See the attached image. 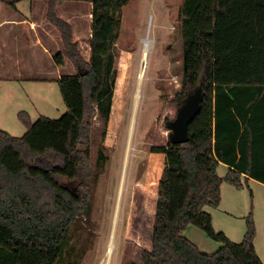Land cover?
Wrapping results in <instances>:
<instances>
[{"label":"trees","instance_id":"16d2710c","mask_svg":"<svg viewBox=\"0 0 264 264\" xmlns=\"http://www.w3.org/2000/svg\"><path fill=\"white\" fill-rule=\"evenodd\" d=\"M50 1L47 20L59 29L77 72L57 80L67 105L60 117L32 121L21 110L22 136L0 128V264H56L75 220L88 219L97 178L91 163L93 123L97 116L106 128L114 103L116 42L122 8L130 0H89L88 59L74 41L72 23L56 14L55 2L70 0ZM235 1L183 0L179 8L183 75L174 101L179 106L197 82L204 98L189 124L188 142L151 146L152 167L165 155L152 243L131 264H264L255 247L252 212L243 240L235 242L215 229L207 210L220 205L224 181L237 188L244 185L242 177L264 183V72L255 71L252 82L215 77L216 46H227L238 29L231 13ZM253 6L254 34L264 38V0H253ZM221 163L229 169L225 176L217 172ZM60 178L77 181V187ZM192 225L220 247L203 252L185 234Z\"/></svg>","mask_w":264,"mask_h":264},{"label":"rangeland","instance_id":"374dc122","mask_svg":"<svg viewBox=\"0 0 264 264\" xmlns=\"http://www.w3.org/2000/svg\"><path fill=\"white\" fill-rule=\"evenodd\" d=\"M73 1L85 16L77 22L75 18L70 20L76 27L79 26L77 36L88 39L92 21L86 14L92 10L93 4L89 0H70L69 3ZM182 1L130 0L122 8L115 49L117 78L112 113L106 128L96 116L92 129L91 163L93 168L97 166V178L94 184L92 182L91 212L88 219L80 216L75 220L56 264H106L104 258L110 244L129 144L144 40H149L152 48L144 70L119 199L114 252L108 259L110 264H131L140 260L143 248L151 247L164 157L158 156V167H152L154 153L150 149L152 145H166L169 142L165 122L177 114L178 105L174 99L181 91L183 75V40L179 17ZM231 13L238 28H241L230 46L218 48L215 77L218 81L252 82L255 71L264 72V38L254 34L253 0H236ZM20 39L22 42V36ZM85 41L80 40V43L81 47L86 46L83 55L88 59L91 48L88 49L90 44L85 45ZM252 45L254 49L251 50ZM20 51L24 52L0 56V75H3L4 84H9L0 86V128L14 136H22L26 132V126L18 116L21 109H29L32 121L42 115L58 118L67 111L59 84L41 83V78L55 76L52 67L58 66L56 58L63 59L59 66L64 74L77 72L64 48L63 51L54 50L53 55L41 48ZM14 70L19 74L15 78H8L7 74ZM101 152L105 157L100 156ZM228 170L223 163L217 168L220 176H225ZM60 181L68 183L71 188L77 187V181L63 178ZM242 181L244 185L240 188L224 181L220 205L207 207V210L212 213L215 229L225 232L235 242L243 240L247 216L252 212L256 227L255 247L264 262V183L252 178L246 180L245 177H242ZM185 234L203 252L214 253L220 247L197 226H190Z\"/></svg>","mask_w":264,"mask_h":264},{"label":"crops","instance_id":"0c3cea01","mask_svg":"<svg viewBox=\"0 0 264 264\" xmlns=\"http://www.w3.org/2000/svg\"><path fill=\"white\" fill-rule=\"evenodd\" d=\"M50 2V0H18L13 5L7 1H0V56L12 54L18 55L24 52H21L20 49L29 48H41L49 55H53L54 50L63 51L64 46L59 29L47 20ZM55 7L58 17L64 18L72 23L74 30V41L78 43V48L83 53V50L86 49V46L81 47L80 40H86V43L84 42V44L88 45L90 44L89 42L92 34L89 32L88 39L83 38V36L79 38L77 36L78 33L76 32L79 26L76 27L75 23L70 20V18H75L74 20H76V22L78 19L82 20L85 16L83 10L77 9L74 1L71 3H69V1H56ZM86 17L89 19V21H92L91 11L86 14ZM240 28L241 27H239L235 32L233 39ZM21 36L23 39L22 42L20 39ZM233 39L227 46H216L215 58L218 48L230 46V44L233 42ZM253 47L254 46L252 45L250 49H254ZM88 49H90V45ZM52 70L55 71V76L51 75L49 77L41 78L42 85L52 82L58 84L57 80L62 75H64L63 70L59 65L53 66ZM17 74H19L18 71L14 70L12 73H8L7 77L15 78ZM31 80L34 82L39 81L37 79ZM3 81V75H0V86L9 85L8 83L4 84L5 82ZM21 110H19L18 113ZM25 111L29 112V109H25ZM162 156L165 158L164 154Z\"/></svg>","mask_w":264,"mask_h":264},{"label":"water","instance_id":"95a60500","mask_svg":"<svg viewBox=\"0 0 264 264\" xmlns=\"http://www.w3.org/2000/svg\"><path fill=\"white\" fill-rule=\"evenodd\" d=\"M81 74L86 72L81 71ZM204 98V90L200 82L187 94L182 103L177 107L176 117L167 119L166 128L169 130V141L173 143H185L189 141V124L199 113L201 102Z\"/></svg>","mask_w":264,"mask_h":264},{"label":"bare ground","instance_id":"6f19581e","mask_svg":"<svg viewBox=\"0 0 264 264\" xmlns=\"http://www.w3.org/2000/svg\"><path fill=\"white\" fill-rule=\"evenodd\" d=\"M152 48V43L149 40H144L143 41V45H142V53H141V66L139 69V77L137 80V86H136V92H135V99H134V111H133V116H132V121H131V127H130V133H129V144L128 147L126 148V158L125 162H124V166H123V175L121 178V182H120V187H119V191H118V201H117V207L115 209V214H114V219H113V227H112V232H111V238H110V244L108 245L107 251H106V256L104 258V261L106 264H110V261L108 259L109 256H112L113 252H114V238H115V229H116V225H117V221H118V211H119V199L120 196L122 194V188H123V182H124V173H125V169L127 167V159H128V153L129 152V148H130V141H131V137H132V131H133V126L135 123V116H136V111H137V106L139 103V98H140V90H141V84L143 81V77H144V70H145V66H146V62L149 56V52Z\"/></svg>","mask_w":264,"mask_h":264}]
</instances>
